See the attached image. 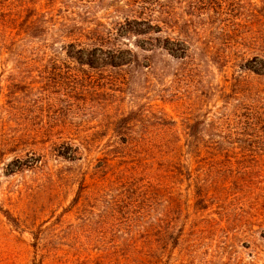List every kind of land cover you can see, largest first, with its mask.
Listing matches in <instances>:
<instances>
[{
    "label": "rangeland",
    "instance_id": "obj_1",
    "mask_svg": "<svg viewBox=\"0 0 264 264\" xmlns=\"http://www.w3.org/2000/svg\"><path fill=\"white\" fill-rule=\"evenodd\" d=\"M2 5L0 264H264V0Z\"/></svg>",
    "mask_w": 264,
    "mask_h": 264
},
{
    "label": "trees",
    "instance_id": "obj_2",
    "mask_svg": "<svg viewBox=\"0 0 264 264\" xmlns=\"http://www.w3.org/2000/svg\"><path fill=\"white\" fill-rule=\"evenodd\" d=\"M4 5L0 7V12H4L3 14L8 13V9H4ZM24 10V8H23ZM22 12V11H21ZM20 12V13H21ZM13 21L12 19H0V32H4L6 35L1 36L0 33V45L1 48H8L9 52H13L8 46H15L16 50H22L28 43H31L32 40H27L24 37H20V34L17 37H13V28L11 27ZM10 24V25H9ZM28 30H38L40 32H44L43 26H41V19H35L32 21H26ZM20 37V38H19ZM29 38V37H28ZM35 38V37H34ZM63 43L65 42L64 39ZM7 46V47H6ZM27 47L29 48H37L38 45L33 42V44H28ZM47 48L48 45L42 46ZM62 49H65L70 56H74L75 58H79V62L82 64H87L92 68L102 69L105 67H112V68H120L122 66H129L132 65V61L128 59H116L115 53L109 52L111 55L108 59H96L95 54L97 52H102L104 50V45L97 43V41H83L82 39L76 38L71 39L66 44L60 46ZM257 63L261 66L260 69H251L252 72L259 77H264V52L262 56L256 57ZM149 67V66H148ZM250 121V128L254 129H263L264 128V109L253 108L251 117L249 118ZM159 154L161 155L162 160H164V155L166 154L164 151H160Z\"/></svg>",
    "mask_w": 264,
    "mask_h": 264
}]
</instances>
